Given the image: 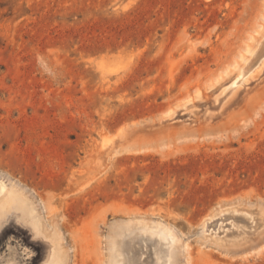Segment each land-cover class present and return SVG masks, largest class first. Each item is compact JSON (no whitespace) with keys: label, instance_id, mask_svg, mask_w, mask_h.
Segmentation results:
<instances>
[{"label":"rangeland","instance_id":"1","mask_svg":"<svg viewBox=\"0 0 264 264\" xmlns=\"http://www.w3.org/2000/svg\"><path fill=\"white\" fill-rule=\"evenodd\" d=\"M261 38L264 0H0V204L41 228L1 212L0 264H154L145 223L264 264V64L220 89Z\"/></svg>","mask_w":264,"mask_h":264},{"label":"bare ground","instance_id":"2","mask_svg":"<svg viewBox=\"0 0 264 264\" xmlns=\"http://www.w3.org/2000/svg\"><path fill=\"white\" fill-rule=\"evenodd\" d=\"M262 41L263 40L261 38L257 44L251 45V47L248 48L246 52L242 54L241 58L234 65L233 69H231V71L234 70L233 71L234 72L233 81H231L230 85H228L227 87L224 86L223 89L220 88L221 93L227 91L228 88L238 84L243 78L245 77L248 78L252 76L253 75L252 73L257 68H259L262 64H264V47L257 49L260 47V45H264ZM4 193L5 195L3 199H1V204H0V215H1V212H4L8 208H16L18 210H21L23 217L26 218L27 222L30 223L34 231H36L37 233H40L41 231L40 221H39L38 215L35 210V205L32 202V200L29 199L28 196L24 195L17 188L11 189L9 191H5ZM140 229H141L140 231L142 232V234L145 233L144 236H147L146 238L151 240L152 243L154 242V248H155L154 264H174L175 263L174 261L175 252L173 248L176 242V237L172 229L160 223H153V224L145 223L140 226ZM123 240L124 239H122L121 242L119 241L120 244H119V247L117 248L119 249L120 254L122 253L123 249L127 247V245L125 244V242H123ZM114 244L113 246L111 244V246L113 247V249H116V246ZM58 247L59 246L56 245L52 248L49 254V257L44 264H64L63 255L61 253V250ZM115 253H117V251H115ZM116 263L114 261L113 264H116ZM124 263L125 261L122 262V264Z\"/></svg>","mask_w":264,"mask_h":264}]
</instances>
